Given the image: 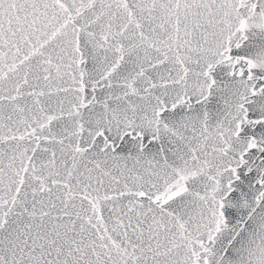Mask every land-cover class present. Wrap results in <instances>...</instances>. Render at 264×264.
Wrapping results in <instances>:
<instances>
[{
  "label": "snow or ice",
  "instance_id": "obj_1",
  "mask_svg": "<svg viewBox=\"0 0 264 264\" xmlns=\"http://www.w3.org/2000/svg\"><path fill=\"white\" fill-rule=\"evenodd\" d=\"M0 264H264V0H0Z\"/></svg>",
  "mask_w": 264,
  "mask_h": 264
}]
</instances>
